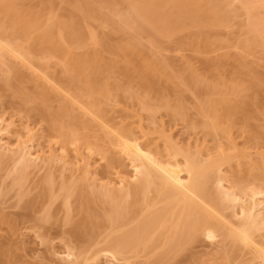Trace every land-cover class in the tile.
Here are the masks:
<instances>
[{"label":"rangeland","instance_id":"rangeland-1","mask_svg":"<svg viewBox=\"0 0 264 264\" xmlns=\"http://www.w3.org/2000/svg\"><path fill=\"white\" fill-rule=\"evenodd\" d=\"M6 1L19 9L20 21L32 25L24 45L31 49L36 66L74 94L84 89L82 105L99 106L107 122L126 127L137 112L150 124L148 137L153 145L163 147L159 137L163 121L166 127L173 126V140H181L183 148H190L189 140L193 151L192 146L200 143L214 154L220 152L219 146L227 153L234 152L229 148L232 136L240 153L264 152V40L248 54L243 50L241 43L249 35L241 9L231 26L214 24L208 18L188 19L178 26L170 24L160 33L151 26L139 31L121 26L114 15L121 0ZM202 9L208 10V5L204 3ZM162 11L175 16L178 7L174 0H167ZM260 15L264 16V8ZM49 20L54 21V39L60 41L61 35L66 38V67L65 57L39 37ZM2 22L8 33L14 31L7 18ZM78 34H82L84 45L75 42ZM85 58L91 59L93 69L82 64ZM7 65L11 71L0 63V104L7 114L42 127L47 135L57 130L67 134L73 127L84 140L108 148L101 123L81 104L60 99L53 89L56 84L46 81L41 72L18 62L12 64L9 59ZM143 101L148 102L147 109L141 108ZM210 103L216 109L213 121L218 133L206 125L209 119L203 108ZM177 104L184 106L183 116L175 115L173 106ZM107 156L104 170L110 169V161L114 166H124L111 152ZM258 161L255 157V163ZM11 164L4 158L0 168V264H63L52 252L65 242L86 248L103 239L90 235L91 220L101 219L106 206L92 196L89 186L72 198L73 211L68 219L64 197L51 199L43 181L52 173L59 194L62 175L70 180V172L62 174L55 165L32 167L20 191L12 186ZM228 172L231 179L256 176L264 182L262 166L250 170L245 164H234ZM87 197L92 199L89 212L82 204ZM50 205L52 216L45 220ZM36 232L45 238L43 242ZM154 252L141 251L124 264H252L250 254L233 250L230 242L221 240L209 243L199 239L167 261H157ZM100 263L112 264L104 259Z\"/></svg>","mask_w":264,"mask_h":264},{"label":"bare ground","instance_id":"bare-ground-1","mask_svg":"<svg viewBox=\"0 0 264 264\" xmlns=\"http://www.w3.org/2000/svg\"><path fill=\"white\" fill-rule=\"evenodd\" d=\"M166 1L121 0V7L114 9V15L121 26L130 30L151 26L164 33L168 25L178 26L188 19L208 18L214 24L231 26L241 9L249 35L241 43L243 50L248 54L264 43V16L260 15L264 0H231L224 5L221 0H174L178 7L175 16L162 11ZM204 3L208 10L202 9ZM3 17L13 26L12 33L6 31ZM19 17L20 11L15 5L0 0V63L9 71L12 67L7 65L8 59L15 65L21 63L24 68L41 72L46 81L54 82L46 71L36 66L31 49L24 45L32 25L20 21ZM61 25L66 26L65 23ZM53 29L54 21L49 20L39 37L65 57L66 38L61 35L60 41L55 40ZM75 42L85 44L82 34L75 36ZM81 62L94 68L89 58ZM68 63L65 57V67ZM54 84L53 89L60 99L64 102L72 99L82 105L80 98L84 89L74 94L65 84ZM148 105L143 101L141 108L147 109ZM83 107L101 123L108 148L84 140L73 127L67 134L57 130L47 135L42 127L7 114L0 104V168L4 158L11 161L9 176L13 187L22 191L32 167L55 165L61 168L62 174L70 172L71 179L62 175L57 194L51 173L43 181V189L51 199L59 195L64 197L68 219L73 211L72 198L85 186H89L92 196L101 199L106 206L103 217L92 219L90 227L91 238L97 235L103 239L94 240V246L86 248L65 242L52 252L57 260L63 264H101L100 259H104L112 264H124L141 251L150 250L155 251L157 261H167L187 245L204 239L209 243L228 241L233 250L250 254L252 264H264V182L256 176L231 179L228 172L234 164H245L250 170L258 166L264 168V152L240 153L232 136H229V148L234 152L227 153L219 146L220 152L214 154L209 148L204 150L207 145L200 143L192 146L193 151L189 140L190 148H183L179 145L181 140H173V126L166 127L163 121L159 134L163 147H160L149 141L150 124L140 113H134L135 118L126 127H116L107 122L99 106ZM203 110L209 119L206 125L218 133L213 121L214 104H208ZM173 111L176 116L185 113L182 104L173 106ZM70 146H73V153ZM108 152L123 161L124 166H114L110 161V169L104 170L103 161L108 159ZM255 157L259 158L258 163ZM19 194L22 198L23 194ZM91 203L90 197L82 202L88 212L92 210ZM51 216L50 205L43 218L48 220ZM36 236L41 242L45 239L39 232Z\"/></svg>","mask_w":264,"mask_h":264}]
</instances>
